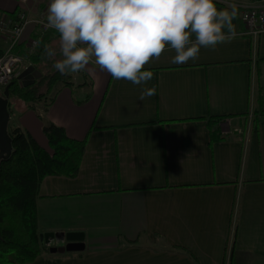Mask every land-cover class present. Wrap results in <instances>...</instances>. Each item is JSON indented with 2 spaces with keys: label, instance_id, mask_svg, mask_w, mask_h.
<instances>
[{
  "label": "crops",
  "instance_id": "obj_1",
  "mask_svg": "<svg viewBox=\"0 0 264 264\" xmlns=\"http://www.w3.org/2000/svg\"><path fill=\"white\" fill-rule=\"evenodd\" d=\"M49 2L0 0V14L24 8L34 20ZM232 24L227 42L186 64L166 45L142 69L153 72L147 84L90 63L83 85L35 104L40 128L54 123L86 145L74 177L42 179L36 212L49 250L25 264H264V34L244 35L239 13ZM36 33L30 23L24 47ZM71 233L82 250L50 251Z\"/></svg>",
  "mask_w": 264,
  "mask_h": 264
},
{
  "label": "clouds",
  "instance_id": "obj_2",
  "mask_svg": "<svg viewBox=\"0 0 264 264\" xmlns=\"http://www.w3.org/2000/svg\"><path fill=\"white\" fill-rule=\"evenodd\" d=\"M232 18L214 0H50L47 22L59 34L61 57L53 67L69 75L95 63L114 80L144 85L153 72L142 69L166 45L175 51L173 64L195 61L201 48L228 41ZM44 54L52 58L56 48L45 46ZM155 94L143 88L139 99Z\"/></svg>",
  "mask_w": 264,
  "mask_h": 264
},
{
  "label": "trees",
  "instance_id": "obj_3",
  "mask_svg": "<svg viewBox=\"0 0 264 264\" xmlns=\"http://www.w3.org/2000/svg\"><path fill=\"white\" fill-rule=\"evenodd\" d=\"M214 2L218 10L234 15L238 13V9L225 2ZM43 37L39 38L37 50L30 55L25 52L23 44L13 49L17 54L28 56L26 65H34L42 73L28 86H21L17 77L9 83V96H16L30 110H34L33 106L37 103L52 100L58 84L73 85L71 74L62 75L52 69L51 60L45 59L47 70L41 68L46 41L52 37L59 39V34L48 32ZM47 46L50 47V43ZM10 106L9 100L8 112ZM42 133L50 152L20 125L6 130L4 134L3 142L8 144V148L0 155V264L30 263L49 250L40 239L37 220L36 201L40 183L47 175L74 177L79 170L86 139L71 138L64 127L54 123L44 124Z\"/></svg>",
  "mask_w": 264,
  "mask_h": 264
},
{
  "label": "built area",
  "instance_id": "obj_4",
  "mask_svg": "<svg viewBox=\"0 0 264 264\" xmlns=\"http://www.w3.org/2000/svg\"><path fill=\"white\" fill-rule=\"evenodd\" d=\"M26 1L21 0V3ZM224 2L238 9L244 35L257 39L264 34V0H251L241 3L226 0ZM30 23L37 26V37L30 38L26 44L25 52L27 55L37 50L39 36H43L48 32L57 33L49 27L46 14L42 12L34 20L30 19L24 8L17 14H0V38L3 40V43L0 44V94L27 66L28 56L17 54L13 49L15 46L22 44L24 31Z\"/></svg>",
  "mask_w": 264,
  "mask_h": 264
},
{
  "label": "rangeland",
  "instance_id": "obj_5",
  "mask_svg": "<svg viewBox=\"0 0 264 264\" xmlns=\"http://www.w3.org/2000/svg\"><path fill=\"white\" fill-rule=\"evenodd\" d=\"M247 1H250V0H231V2H235V3L247 2ZM58 44H59V39H57L56 43L50 44V47L56 48V51H57L56 56L49 58L46 55H44V57H43V54H42L43 59L40 63V66L43 69V71L48 69L46 67V64H45V59H48L49 61L51 60L50 63L52 65V69H53L54 68L53 64H54L55 60L61 58L59 55ZM44 46H47V44H45ZM48 60H46V61H48ZM71 80H72L73 84H77V86H79V83H81L83 80H85V75L83 74V72L73 73V74H71ZM60 86H62V84H58L54 90H57L58 87H60ZM83 92H85V88L78 90L77 95H79V96L83 95ZM0 96H2V94H0ZM9 100H10L11 106L9 108L10 112H9V119H8V122L6 125V130L9 131L13 127L21 125V121L24 122V119L27 116L25 120L29 124H27V123L26 124L29 126L33 136L35 137V140L45 150L50 151V148H48L49 146L47 147L46 137L42 133V126L44 125V123H42L41 128H40L39 123L35 120L36 117H38L37 113L43 111L42 108L40 107V105L42 104V106H43L49 100L48 99L45 100V103L41 102V104H39V106H38V109L34 108V110L28 109L27 104L20 101L16 96H12V97L9 96L8 101ZM33 107H35V106H33ZM23 114H25V115L22 117ZM20 117H21V119H20Z\"/></svg>",
  "mask_w": 264,
  "mask_h": 264
},
{
  "label": "water",
  "instance_id": "obj_6",
  "mask_svg": "<svg viewBox=\"0 0 264 264\" xmlns=\"http://www.w3.org/2000/svg\"><path fill=\"white\" fill-rule=\"evenodd\" d=\"M42 73L34 67V65H27L18 75L19 80H25L24 85L28 86L33 84L38 78H40ZM9 98V85H7L3 91V96H0V155L7 150L8 144L3 142L4 134L6 133V125L9 119V112L7 109ZM48 147V144H47ZM49 148V147H48ZM50 152L49 150H47ZM45 235H40L42 238ZM66 238L69 243L64 247L50 248L51 252H65V251H79L84 248L82 242V235L71 233L67 234Z\"/></svg>",
  "mask_w": 264,
  "mask_h": 264
},
{
  "label": "flooded vegetation",
  "instance_id": "obj_7",
  "mask_svg": "<svg viewBox=\"0 0 264 264\" xmlns=\"http://www.w3.org/2000/svg\"><path fill=\"white\" fill-rule=\"evenodd\" d=\"M18 81H19V83H20L21 86H25V85H24L25 80H19V79H18Z\"/></svg>",
  "mask_w": 264,
  "mask_h": 264
}]
</instances>
